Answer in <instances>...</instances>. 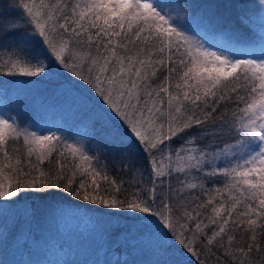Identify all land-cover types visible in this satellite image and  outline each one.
I'll use <instances>...</instances> for the list:
<instances>
[{"label": "snow or ice", "instance_id": "1", "mask_svg": "<svg viewBox=\"0 0 264 264\" xmlns=\"http://www.w3.org/2000/svg\"><path fill=\"white\" fill-rule=\"evenodd\" d=\"M190 31L164 0H0V76L65 70L145 161L114 137L101 164L82 141L0 110V199L67 194L151 217L194 264H264V35L213 50ZM210 177L224 183L206 189Z\"/></svg>", "mask_w": 264, "mask_h": 264}, {"label": "trees", "instance_id": "2", "mask_svg": "<svg viewBox=\"0 0 264 264\" xmlns=\"http://www.w3.org/2000/svg\"><path fill=\"white\" fill-rule=\"evenodd\" d=\"M164 2L179 11L182 17L184 16L183 19L190 24L192 32H195L198 39L205 44L208 41L214 44V41H216L218 46L222 48L227 47L229 44H235L236 47L238 45L247 47L252 44L258 45L260 37L264 35V0H164ZM173 14L175 15V12ZM61 73L65 75L66 71L54 69L46 76L34 78L0 76V97L4 98L15 92L11 109L13 108L12 113L18 118L21 127L43 130L42 125L46 116L43 114L36 116V113H34L38 109L34 94L43 90L50 96L53 90L57 88L55 90L57 91L56 96L58 95L62 101L59 102L58 108L62 104L66 106V116L65 118H56L59 119L57 121L59 125H56V128L52 131L63 136L69 142L82 141L89 155L98 153L101 155V164L112 163L115 147L112 142L113 138L122 137L130 143L122 144L120 147L133 153L138 164H144V153L140 150L131 133L111 114L108 116L102 112L99 107L101 106L104 111L107 110L106 107L91 95V91H88L90 95L85 93L82 87L67 79V77L59 80L57 76L62 75ZM70 109L71 111H69ZM60 116L58 115V117ZM56 119L54 118L52 121L56 123ZM66 121H68L67 126ZM181 143L182 141L174 139L172 147L177 148ZM204 143H207V141H203L200 146L203 147ZM215 148L216 146H213L206 149V151H215ZM217 164L222 166L219 161ZM205 170L209 171L210 168ZM198 175L204 178L203 172ZM223 183V177H210L206 179L205 187L206 189H212L222 186ZM57 205L63 206L64 212L69 210L70 215L76 211L85 214L86 212L90 213L91 215H88L91 216V221L102 226L103 231L108 229L105 245L107 248H114L118 251V255L115 257L116 263L119 264L118 262H122L127 257V250L124 245L131 246L133 238L126 239V237L118 236L114 226L129 219L128 216L126 217L118 211H109L99 205H91L76 200L67 194L28 193L22 194L19 198L11 201L0 199V264H4L1 262V258L4 255L7 256L8 250L12 251L15 241L18 242L20 237L24 235H26V239L18 264H26L31 255L39 258L41 254L45 261V252L48 248L53 253H58L59 249L64 247H66L64 263L75 264L74 259L81 257L76 255L78 247L82 248L85 244L80 238L78 229L73 231L69 228L70 231L66 230V238L60 236L65 235L60 229L63 227L61 222L66 212H62L61 207L58 209ZM13 209L16 210L15 214L18 217L12 229L15 232L11 234L10 231L9 236H7L5 230H7L9 219L12 217ZM21 211L22 213L25 212L26 218H28L25 222L21 216ZM131 216L130 219L136 221L152 219L144 214ZM35 221H38L37 225L34 223ZM104 221H109V223L105 224ZM66 226L74 227L72 225ZM149 234L154 242V250L151 249L149 256L153 254L154 257H158L154 264H194V258L178 249L177 245L169 239L161 238L156 232V227L153 233ZM36 243L39 244L40 251L36 247ZM169 244H171V247H168ZM37 260L39 259H35V261ZM134 262L127 261V264H133ZM41 263L42 260L39 264ZM79 264H82L81 261ZM121 264L125 263L122 262ZM141 264H146V262Z\"/></svg>", "mask_w": 264, "mask_h": 264}, {"label": "rangeland", "instance_id": "3", "mask_svg": "<svg viewBox=\"0 0 264 264\" xmlns=\"http://www.w3.org/2000/svg\"><path fill=\"white\" fill-rule=\"evenodd\" d=\"M190 34L198 38L196 33L192 32V30L190 31ZM211 42H213V40H211ZM212 44L210 43V41L206 43V45L208 46L214 45L215 49H222L220 46H218V42L214 41V44L213 45ZM234 45L235 44H229L228 46H234ZM237 47H242V46L238 45ZM250 47H258V45L252 44L245 48H250ZM57 77L59 80L67 77V79L75 82V84L82 87L84 89V92L87 94H89L88 91H91L86 85H84L82 82H80L78 79L71 76L67 72L65 73V75L62 74ZM54 79L56 78L54 77ZM56 89L53 90V93L50 96H48L46 92H43V90L41 92H35L36 94H34L35 96L34 100L38 106V109L35 110L34 113H36V116L42 115V114L46 116V118H44V122L42 125V128H43L42 131H44L46 134L49 130L52 131L54 128H56V125H59L57 123L59 119H56V118H65L66 116V106H63L62 104V106L58 108V105L60 104L59 102H62V101L59 99L58 95L56 96L57 94V91H55ZM13 95H15V92L10 93V95L7 97H4V98L0 97V110L8 111L10 115H13L12 113L13 108L11 109L12 104H13V99H14ZM91 95L95 99H97L99 102H101L99 98L93 92L91 93ZM99 108H101L102 112L105 115L109 116L111 114L109 110L104 111L101 106ZM69 111H71V109ZM99 112L101 113V111ZM58 115H61V116L58 117ZM112 116L118 120V118H116L114 115ZM54 118L56 119L55 121L56 123L52 121V119ZM66 120H68V118H66ZM67 122L68 121H66V126H67ZM32 127L36 129L34 125H32ZM76 135H79V134H76ZM120 150H127V149L120 147ZM57 206H58L57 207L58 209L61 207V211L64 212L63 206H59V205ZM15 211L16 210L13 209L11 213L12 217L9 219L8 226L6 227L7 230H5V235L7 236H9L10 231H11V234L15 232L14 230H12L18 218L17 215L15 214ZM109 211H112V210H109ZM114 211L121 212L123 215H125L126 217L128 216L127 218H129V219H126L124 222H120L114 226V230L117 231L118 236L123 237V238L126 237V239H129L131 237L133 238V243L131 246L124 245L127 250V253H126L127 257L124 258L122 262L127 264V261L128 262L135 261L133 264L135 263L141 264L144 262L148 264L152 259L150 264H154L158 257L157 256L154 257L153 254L152 256H149L150 255L149 253H151L150 251L151 249H153V244H154L152 237L150 236L149 233H153V230L156 227L153 219H144L140 221H136L134 219L131 220L130 219L132 218L131 215H135L138 213H133L127 210H114ZM65 212H64L65 217L61 222L62 223L61 226L63 227L60 229L65 235H60V236L66 238V230L70 231L69 228L73 229V231L78 229L80 233V238L83 240L85 244V246H83L82 248L78 247V251L76 255L81 256V257H77L76 259H74L73 262L75 264H79L80 261L82 264H117L115 257L118 255V251L115 250L114 248H111V249L110 247L107 248V246L105 245L106 244L105 239L108 234V229L103 231L102 226L95 224L93 221H91V216L88 215L90 214L88 212H86L85 214L83 212L76 211L72 215L69 214V210H65ZM20 213H21V216L24 222L25 220H28V218H26L25 212L22 213L21 211ZM34 223L37 225L38 221H35ZM104 223L108 224L109 221H104ZM66 225L68 226L72 225L74 227H67ZM75 226H78L79 228ZM25 239H26V235L20 237L21 241L19 240L17 242L16 240L13 245L12 251L8 250L9 252L7 253V256L4 255L1 258V262H3L4 264H9V263L18 264L19 262L18 260L21 255V250L23 249ZM36 247H38L40 251V246L38 243H36ZM34 256L35 255H31L30 260L26 262V264H39L41 260H42L41 264H66L64 263V259L66 258V247L62 249L60 248L58 253H53V251L48 248L45 252V261L43 260V257L41 254L39 258L37 256L35 257ZM35 259H39V260L35 261ZM122 262H118V263L121 264Z\"/></svg>", "mask_w": 264, "mask_h": 264}]
</instances>
